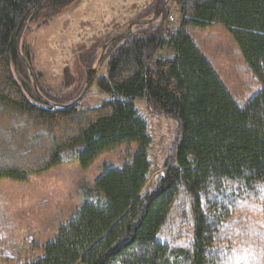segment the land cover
<instances>
[{"label": "trees", "instance_id": "obj_1", "mask_svg": "<svg viewBox=\"0 0 264 264\" xmlns=\"http://www.w3.org/2000/svg\"><path fill=\"white\" fill-rule=\"evenodd\" d=\"M74 1L0 0V178L87 167L125 142L138 149L121 167L105 165L43 254L23 264H264V0H174L180 23L166 32L173 0H154L143 20L162 6L160 18L106 46L107 74L95 82L110 98L81 108L62 106L76 94L60 103L44 88L23 40ZM212 24L226 27L261 82L242 106L188 32ZM137 96L178 120L177 162L153 176Z\"/></svg>", "mask_w": 264, "mask_h": 264}, {"label": "rangeland", "instance_id": "obj_2", "mask_svg": "<svg viewBox=\"0 0 264 264\" xmlns=\"http://www.w3.org/2000/svg\"><path fill=\"white\" fill-rule=\"evenodd\" d=\"M153 1L77 0L49 21L38 26L33 23L30 30H24L23 40L30 50L34 71L42 73L40 83L62 97L60 103L75 94L74 99L78 97L87 69L95 67L97 75L107 74L109 57L105 56L103 46L113 39L110 36L122 26L144 19ZM170 11L174 20L164 19L165 32L167 26L175 29L180 23L179 5L174 0L170 2ZM188 32L236 102L241 106L247 103L261 88V82L226 27H189ZM102 40L108 41L102 46ZM89 48L94 53L92 59L85 52ZM91 60L94 63L89 66ZM109 98L110 94L94 81L78 107L95 106ZM133 101L150 123L149 153L156 166L153 176L162 170L163 164L177 162L176 153L170 154L169 149L177 137L178 120L145 96H137ZM137 149L136 142H125L102 152L87 167L75 161L53 166L26 180L0 178V263L23 264L41 256L43 247L55 238L59 226L71 218L104 166L121 167L131 161ZM249 236L247 233L248 239Z\"/></svg>", "mask_w": 264, "mask_h": 264}, {"label": "water", "instance_id": "obj_3", "mask_svg": "<svg viewBox=\"0 0 264 264\" xmlns=\"http://www.w3.org/2000/svg\"><path fill=\"white\" fill-rule=\"evenodd\" d=\"M163 10V7L160 8V12ZM155 20V15H153L151 18L147 19V20H138V21H134L132 22L131 24L127 25L126 29L121 32L120 34H117L115 37H113V39H111L109 42H107L103 48L109 44H112L114 43L115 41H117L118 39H120L121 37L125 36L127 33L130 32L131 30V27L134 25V24H137V23H146V22H150V21H153ZM24 30V29H23ZM23 34V32H22ZM27 67H28V70L30 72V75L33 76V70L31 68V66L27 63ZM96 76H97V69L95 67L93 68H90V69H87L86 70V79H85V85L81 91V93L78 95V97H76L73 101H71L70 103L68 104H65V105H62V106H65V107H70V106H74L76 105L80 100L81 98L85 95V93L88 91V89L90 88V86L94 83L95 79H96ZM34 88L35 90L38 92L37 90V86H36V83L34 81ZM50 103V102H49Z\"/></svg>", "mask_w": 264, "mask_h": 264}, {"label": "flooded vegetation", "instance_id": "obj_4", "mask_svg": "<svg viewBox=\"0 0 264 264\" xmlns=\"http://www.w3.org/2000/svg\"><path fill=\"white\" fill-rule=\"evenodd\" d=\"M162 7V6H161ZM161 7H159V8H157V9H155L156 10V12H155V19H158V18H160V16H161V14H162V11L160 12V8Z\"/></svg>", "mask_w": 264, "mask_h": 264}, {"label": "built area", "instance_id": "obj_5", "mask_svg": "<svg viewBox=\"0 0 264 264\" xmlns=\"http://www.w3.org/2000/svg\"><path fill=\"white\" fill-rule=\"evenodd\" d=\"M167 19L169 20V21H173L174 20V16H173V14L172 13H170L168 16H167ZM171 29L170 28V26L168 27H166V31H169V30Z\"/></svg>", "mask_w": 264, "mask_h": 264}]
</instances>
